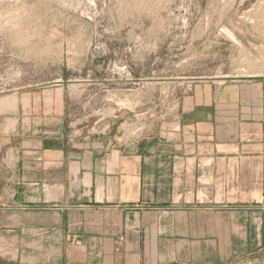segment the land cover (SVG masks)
<instances>
[{"label":"crops","instance_id":"crops-1","mask_svg":"<svg viewBox=\"0 0 264 264\" xmlns=\"http://www.w3.org/2000/svg\"><path fill=\"white\" fill-rule=\"evenodd\" d=\"M61 88L0 95V264L264 253V100H185L172 128L119 147L74 136Z\"/></svg>","mask_w":264,"mask_h":264},{"label":"rangeland","instance_id":"rangeland-1","mask_svg":"<svg viewBox=\"0 0 264 264\" xmlns=\"http://www.w3.org/2000/svg\"><path fill=\"white\" fill-rule=\"evenodd\" d=\"M46 82L74 136L119 147L172 128L185 100L257 107L264 0H0V95Z\"/></svg>","mask_w":264,"mask_h":264}]
</instances>
